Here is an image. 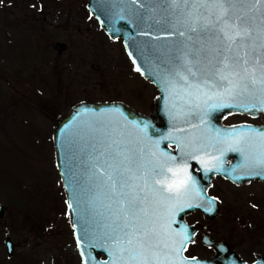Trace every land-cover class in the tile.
<instances>
[{"label":"snow or ice","instance_id":"6c2138e0","mask_svg":"<svg viewBox=\"0 0 264 264\" xmlns=\"http://www.w3.org/2000/svg\"><path fill=\"white\" fill-rule=\"evenodd\" d=\"M131 2L143 10L142 20L146 13L152 21L148 27L158 29L142 35L167 41L164 90L173 119L188 127L174 125L173 134L153 140L148 118L122 125L97 117L77 126L82 179L97 218L85 236L106 254L101 260L81 253L82 264H195L196 257L184 255L195 233L177 218L201 208L198 201L216 198L197 187L192 162L205 172L221 171L224 154L238 152L247 168L264 173V130L209 129L206 119L234 107L264 113V0Z\"/></svg>","mask_w":264,"mask_h":264},{"label":"rangeland","instance_id":"374dc122","mask_svg":"<svg viewBox=\"0 0 264 264\" xmlns=\"http://www.w3.org/2000/svg\"><path fill=\"white\" fill-rule=\"evenodd\" d=\"M86 2L0 0V264H81L55 162L57 114L79 100L153 111L157 88L134 70L121 39L104 32ZM231 199L222 205L251 208L237 194ZM213 218L207 224L215 235ZM192 251L202 250L194 243Z\"/></svg>","mask_w":264,"mask_h":264},{"label":"water","instance_id":"95a60500","mask_svg":"<svg viewBox=\"0 0 264 264\" xmlns=\"http://www.w3.org/2000/svg\"><path fill=\"white\" fill-rule=\"evenodd\" d=\"M146 3H151L152 0H145ZM87 9L89 13L97 20L100 27L111 39H121L125 52L130 58L134 67L139 66V72L145 79L149 80L157 88L158 94L154 104L153 111L150 113H142L134 109L127 103L120 100H104V101H89L79 100L70 105L65 114L60 115L52 127V141L55 152V162L59 171L60 179L66 196V204L72 203L73 210L68 209L69 222L73 230V236L76 247L80 256L82 264L81 253L87 258L98 256L101 260L105 259V255L100 254L99 249H92L89 246V238L85 233H92L96 228L95 213L88 205V196L86 193V184L82 179L83 170L81 168L82 146L78 137H74L73 133L76 132L77 126L82 122L91 120L97 117H107L119 121L122 125H129L130 123H143L146 118L149 119L151 127L148 130V136L153 140L161 137H166L174 132V125L179 128H187L181 120H174L171 114V105L169 94L164 90V73L165 62L168 60L164 54L163 46L167 43L164 40H154L149 36L142 35L144 31H150L153 36L158 34V29L153 27L149 28L148 25L152 21L144 14V19H141L143 12L139 5L133 4L131 0H87ZM135 61V63H133ZM219 109L215 113H220L226 110ZM240 110L238 108H232ZM253 114H258L259 111H249ZM215 113L210 112L207 119V124L210 129H214ZM264 115V113H262ZM155 116L163 120L162 125L155 123ZM233 127H226L225 129L231 130ZM236 128H238L236 126ZM256 130H264V125H254ZM133 135L138 133L130 127L126 129ZM170 150V149H169ZM177 150L172 151L175 153ZM242 171L245 172V178L255 177L264 180V173L257 175L256 171L250 170L242 166ZM229 175V174H228ZM238 174L229 175L232 179ZM77 200L79 203H77ZM205 208V200L198 201ZM68 208V207H67ZM78 209V210H77ZM200 209V208H199ZM217 206L212 212L214 216L217 212ZM190 209L187 211H193ZM186 211V212H187ZM4 209L0 204V216L3 214ZM70 213V214H69ZM185 212L180 214L178 222L180 225H187L190 232H196L193 224L187 223L183 219ZM195 235V234H194ZM194 239V236L192 237ZM6 241H10V245L6 246ZM206 243H211L208 238L205 239ZM4 244L7 253L12 250L11 240L8 236L4 239ZM215 248H222L221 242H213ZM224 249V248H222ZM185 256H187L184 253ZM196 257L195 264H248L243 261L234 252L228 255L216 254L208 258ZM88 264H94V261L89 259Z\"/></svg>","mask_w":264,"mask_h":264},{"label":"flooded vegetation","instance_id":"af4514ba","mask_svg":"<svg viewBox=\"0 0 264 264\" xmlns=\"http://www.w3.org/2000/svg\"><path fill=\"white\" fill-rule=\"evenodd\" d=\"M156 97L153 98V108ZM41 105L44 107L43 101ZM215 112L216 110L213 111V113ZM229 112L232 114L227 115ZM60 115L61 113H58L57 118ZM213 117H215L213 123L217 124L214 129L221 131L227 130L226 127L237 126L240 128L241 125L248 126L244 130L249 131L254 128V125H264V115L261 112L253 114L236 109H226L220 113H215ZM155 123L162 125L163 120L155 116ZM175 150L173 145L170 151ZM192 163L195 169L193 175L196 178L197 187L204 190L207 197H215L216 199L211 204L208 199H205V208H211L209 212L204 211L205 208H200L187 211L183 215V219L196 228L193 240L194 243L199 244L202 250L199 253L193 251L190 253V245L194 244L190 243L185 254L187 256L208 258L219 253L228 255L232 251L248 264H264V180L255 177H243L245 172L241 169L245 161L244 157L238 152L229 151L224 154L221 171L205 172L200 165L195 162ZM233 173L238 174L235 179L229 176ZM236 194L239 195V200L248 201L251 208L247 203H245V209L240 208V201L238 205L234 204L235 206L233 204H229L228 207L222 205L224 198L231 201L233 200L231 199L232 196ZM216 206L217 213L211 216ZM195 213L198 214V217L190 220V214ZM212 217H214V220L219 219L217 224L214 225L213 232H215V235L207 224L212 220ZM230 217L232 218V225L228 224V218ZM225 226V232H230L231 236H222ZM207 238L211 240V243H206L205 239ZM213 242H221L224 249L215 248Z\"/></svg>","mask_w":264,"mask_h":264},{"label":"bare ground","instance_id":"6f19581e","mask_svg":"<svg viewBox=\"0 0 264 264\" xmlns=\"http://www.w3.org/2000/svg\"><path fill=\"white\" fill-rule=\"evenodd\" d=\"M220 254V253H219Z\"/></svg>","mask_w":264,"mask_h":264}]
</instances>
